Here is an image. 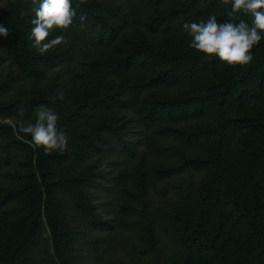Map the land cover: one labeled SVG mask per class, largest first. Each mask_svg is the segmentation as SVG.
Masks as SVG:
<instances>
[{
	"label": "trees",
	"instance_id": "trees-1",
	"mask_svg": "<svg viewBox=\"0 0 264 264\" xmlns=\"http://www.w3.org/2000/svg\"><path fill=\"white\" fill-rule=\"evenodd\" d=\"M3 2L0 66L32 90L6 101L15 84L0 83V264H83L81 227L100 261L104 244L133 247L141 264L168 240L174 259L161 264H264V40L232 68L191 49L182 27L229 21L231 4L72 0V27L48 37L65 42L41 56L32 0ZM41 105L59 114L63 153L34 149L7 121L34 122Z\"/></svg>",
	"mask_w": 264,
	"mask_h": 264
},
{
	"label": "clouds",
	"instance_id": "clouds-1",
	"mask_svg": "<svg viewBox=\"0 0 264 264\" xmlns=\"http://www.w3.org/2000/svg\"><path fill=\"white\" fill-rule=\"evenodd\" d=\"M32 3L34 18L29 40L39 55L44 56L65 42L63 35L48 37L57 30L68 31L77 12L72 0H32ZM85 3L86 0H79L77 7ZM220 3L231 4V19L218 22L212 14L199 22L184 23L183 30L191 37L188 46L209 58L219 59L227 67L249 65L254 59L253 48L264 40V0H220ZM241 13L250 17V23L238 18ZM84 20L85 17L80 16L82 28ZM0 36L10 37L11 32L0 25ZM34 114V122L21 120L18 125H11L17 138L30 136L34 149L42 148L46 154L68 150V137L58 129L59 114L45 105L38 106Z\"/></svg>",
	"mask_w": 264,
	"mask_h": 264
},
{
	"label": "rangeland",
	"instance_id": "rangeland-1",
	"mask_svg": "<svg viewBox=\"0 0 264 264\" xmlns=\"http://www.w3.org/2000/svg\"><path fill=\"white\" fill-rule=\"evenodd\" d=\"M3 7H4V2L0 3V9H2ZM57 35H62V34H57ZM18 76L19 75H18V70L16 68V65L12 64L10 61L8 64H6L5 62L0 66V83H3L7 79H11V83L15 84V89H13L11 92L7 93L4 96L6 101H14L20 95V93H25V92L29 93L32 90L31 85L27 83L28 80H25V79L12 80L14 79V77H18ZM61 92H63V99H64L63 101L66 102L73 98L72 94L68 92L65 87L61 88ZM84 92H85V84H82V93ZM18 119L19 118L15 119V121ZM32 120L33 119L30 118L24 121H32ZM7 121L10 122L11 124H17L14 121H12V119H9ZM101 171L104 173L103 175L107 177V175H109L110 168L105 163L104 165L102 164ZM2 175H5V174H2ZM203 176L205 175L201 174L199 179L204 180ZM3 180H4V177L0 176V181L2 182ZM160 201L164 203V200L160 199ZM103 216L105 218L110 219L114 217V214H111L110 209L108 208L103 211ZM81 231L83 233H80L79 235L80 243L78 247H79L80 253L83 256H86V258H84L83 264H114L113 260H115L117 256L112 254L113 255L112 257L109 253H118L119 257H121V260L123 261L122 264H138V260H137L138 258L134 256V248L126 246V245L123 247L121 244H117L115 248H112V251L110 250V252L108 250L109 247H107L106 244H104L101 250H104L105 247H106V250L101 255V258H103L105 254L106 256L105 260L100 261L97 258L95 259L92 253L93 247L90 244L91 236H89V233H86L87 231L85 230L84 227H81ZM45 236L47 239V234H45ZM164 239L166 240L167 238L164 237ZM130 255H132V257ZM173 257H174V245L173 244L169 245L168 240H167V246L165 247V254L163 255V257H162V254L161 256L158 257V255L151 253L143 257L144 259L141 260V264H161V261L171 263L174 259Z\"/></svg>",
	"mask_w": 264,
	"mask_h": 264
}]
</instances>
